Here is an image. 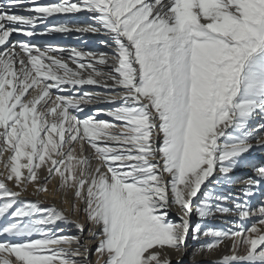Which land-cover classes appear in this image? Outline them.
Listing matches in <instances>:
<instances>
[{"label":"snow or ice","instance_id":"obj_1","mask_svg":"<svg viewBox=\"0 0 264 264\" xmlns=\"http://www.w3.org/2000/svg\"><path fill=\"white\" fill-rule=\"evenodd\" d=\"M257 149L264 0H0V264H264Z\"/></svg>","mask_w":264,"mask_h":264},{"label":"bare ground","instance_id":"obj_2","mask_svg":"<svg viewBox=\"0 0 264 264\" xmlns=\"http://www.w3.org/2000/svg\"><path fill=\"white\" fill-rule=\"evenodd\" d=\"M12 39L14 40L23 39V37H18L14 34ZM33 39H34V42L38 44L39 43H52V44H61L64 46H69V47L87 46V50H97V49L102 50L101 46H99L98 44V38L93 36L92 34H87L83 37H81L79 34H72V35L54 34L53 36H50V37H37ZM251 158L256 159V160L264 159V150L257 149L256 151L252 153ZM246 171H248L246 168H242L238 174L242 175ZM30 192H31V189L29 190V194L27 195V198H30L32 199V201H34L36 197H32L30 195ZM40 198L47 199L48 203L54 202L52 197H44L42 195ZM55 202L57 203L58 207H62V205L59 204L58 200ZM44 206H48V204H45ZM216 223L219 224L220 221H217ZM92 247L94 248L95 245L93 244Z\"/></svg>","mask_w":264,"mask_h":264},{"label":"rangeland","instance_id":"obj_3","mask_svg":"<svg viewBox=\"0 0 264 264\" xmlns=\"http://www.w3.org/2000/svg\"><path fill=\"white\" fill-rule=\"evenodd\" d=\"M28 200H30V201H32V199H30V198H27ZM93 259H94V257H93Z\"/></svg>","mask_w":264,"mask_h":264}]
</instances>
